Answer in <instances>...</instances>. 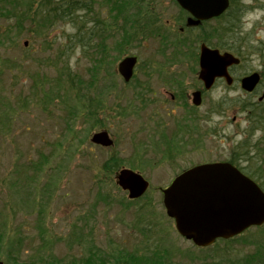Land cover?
I'll list each match as a JSON object with an SVG mask.
<instances>
[{
	"label": "rangeland",
	"instance_id": "rangeland-1",
	"mask_svg": "<svg viewBox=\"0 0 264 264\" xmlns=\"http://www.w3.org/2000/svg\"><path fill=\"white\" fill-rule=\"evenodd\" d=\"M232 1L230 15L221 22L211 19L205 27L217 33L213 41L229 39L236 45L246 40L250 46L231 70L234 83L217 80L203 92L199 106L191 103L192 91L202 89L198 60L187 57L186 44L192 42L191 49L198 53L201 41H195L205 27L186 28L175 0H150L137 25L144 31L123 40L120 54L112 46L121 38L124 21L121 16L114 20L108 6L101 8L97 2L88 16L77 12V18L55 19L42 32L26 26L30 29L16 39L12 34L15 43L0 54V107L14 110L12 117L8 111L0 117L3 264H81L88 253L100 255L104 264H118L133 252L153 255L154 264H230L254 249L241 237L196 247L178 234L162 202V189L178 172L239 155V144H246L247 152L236 162L264 189V138L256 148L253 145L264 135V126L255 128L247 117L250 103L258 101L264 87V0ZM232 16H238V28L231 38L222 36L223 20ZM103 21L112 25L109 33L104 24L107 39L100 42L94 36L86 49L89 28ZM5 24L0 19V25ZM100 43L106 47L92 49L91 44ZM95 53L106 54L97 71V61L91 59ZM131 54L138 63L126 82L117 64ZM252 71L262 74L258 95L239 84V78ZM76 75L83 83L96 77L91 92L107 85L104 112H99V123L94 122L98 126L81 120L69 86L68 76L77 80ZM254 109H264V101ZM100 129L114 140L112 147L90 141L92 132ZM168 145L172 149L166 154ZM113 154L120 157L121 166L139 170L148 181L140 198L129 199L114 174L102 170ZM244 236L264 238V225L248 229Z\"/></svg>",
	"mask_w": 264,
	"mask_h": 264
},
{
	"label": "water",
	"instance_id": "water-1",
	"mask_svg": "<svg viewBox=\"0 0 264 264\" xmlns=\"http://www.w3.org/2000/svg\"><path fill=\"white\" fill-rule=\"evenodd\" d=\"M176 1L190 13L187 25H197L218 16L229 5V0ZM136 61L135 56H126L118 63V71L125 81L131 78ZM238 62L239 58L231 52H221L201 43L198 78L203 88L209 89L216 78L232 83L228 67ZM258 81L259 74L253 72L241 79V87L251 91ZM263 97L264 90L259 98ZM192 103H201L200 90L192 92ZM90 140L102 146L113 144L106 130L94 132ZM115 178L116 183L128 191L130 199L141 196L148 186L139 172L126 167L119 169ZM162 193L166 213L174 219L178 233L198 246H208L219 237L230 238L252 225L264 223V191L227 161L194 165L176 175ZM0 264H3L1 260Z\"/></svg>",
	"mask_w": 264,
	"mask_h": 264
},
{
	"label": "trees",
	"instance_id": "trees-1",
	"mask_svg": "<svg viewBox=\"0 0 264 264\" xmlns=\"http://www.w3.org/2000/svg\"><path fill=\"white\" fill-rule=\"evenodd\" d=\"M92 2V4L90 3ZM150 0H0V19L6 21L5 26L0 25V54L4 55V52L9 51V46L15 43L14 38L16 39V36L19 35L23 29H30L27 28L26 26H31L34 27V29H30L31 31H36V32H42L48 28H50L53 24L55 19L56 20H62V19H74L77 18V12H81V16H88V11H90L91 5H93L95 2L99 3L101 8H106L108 6L109 11L111 12L110 15L111 17L115 18L116 17H122L124 21V25L121 27L123 28V32L120 35L121 38H117V40L113 41L114 45L112 48L117 49V54H120L122 51V44L123 40L127 42L129 37L139 34V32L144 31L143 27L138 28V20L141 19L143 15V8L146 7L148 8V3ZM37 2V5L35 3ZM233 8V1L230 0L229 7L225 13L220 15L219 17L215 18L214 21L221 22V20L230 15L228 14ZM132 9L135 11L134 13L132 12ZM99 10V8H98ZM182 13V18L186 14V11L183 9H180ZM117 14V16H116ZM238 15V14H237ZM238 16L234 17L232 16L231 18L228 17L225 20H223L222 23V36L225 34L232 37L231 35H234L235 29L238 25ZM206 21H204L200 27L203 28L206 25ZM104 24H107L105 21H103L102 24L98 23V27L96 26H91L89 28V36L87 38V41L85 43V48L91 47L89 46V43L92 41L93 37H97L100 42L102 40L107 39V34H105V29L106 26ZM147 24L145 26L147 27ZM108 25V24H107ZM115 25V24H113ZM112 25L107 26V31L110 33V29ZM212 28L211 30H213ZM12 34L15 35V37H12ZM215 31H209L206 29H202L200 35L198 34V37L195 42H198L199 40L202 42H206L207 44L213 46V47H218L220 49L224 50H231L235 54H237L240 59H243L244 53H247V49L249 48V44L246 43V40H240V44H231L228 41H225L224 43H221L220 41H213V37L216 36ZM111 36V35H110ZM121 40V41H120ZM223 40V39H221ZM191 43H187V47L190 50L187 53V57L194 58V60H198V53L194 52V50L191 49ZM185 44V43H184ZM241 44H244L242 46ZM93 45L92 49H97L100 48L104 49L106 47V43H100L99 46ZM104 45V46H103ZM87 46V47H86ZM97 53V51H95ZM101 53V51H98ZM96 53L94 55H96ZM106 54L102 55H96L94 58H91L95 61H97L96 65L93 67L97 71V66H99L100 63H102L105 59ZM14 62V65L16 66V62ZM6 65V63H2ZM239 66V65H237ZM237 66H233L230 69H235ZM68 68L64 69L67 70ZM70 75V73H69ZM77 76V75H76ZM91 76V75H90ZM93 77H89L87 82H84L79 79L74 80L73 76H68L69 81L71 82L70 89L71 92L74 91V96L77 98V102L79 103V108H80V117L81 120L86 122L87 124L89 123L90 127H94L97 124L94 122L98 120L99 117V112L102 113L104 112V104L107 100V85L104 84V89H99L97 92H91V88L95 85L96 82V74L95 76L92 75ZM92 81V84H90ZM77 82V83H74ZM58 86H63L61 82ZM57 87L56 85H54ZM61 88V87H59ZM4 99L9 101L8 97H4ZM262 101H256L254 104L250 103V112L248 114V118H252V121L254 123L255 128H260L264 126V109H261L260 111H256L254 108L256 105L262 104ZM11 107V106H10ZM8 114L13 115L14 110L13 107L10 109L4 110L3 107H0V117L3 118L5 117L4 115ZM3 112V114H2ZM75 113V112H72ZM71 114V113H70ZM71 116V115H70ZM77 117V116H74ZM99 123V120L96 122ZM98 126V125H97ZM253 126V127H254ZM71 129V127H70ZM262 138H264V135L260 136L257 138V140L253 143L254 147L258 145L259 141L262 142ZM239 148L241 149V152L239 155H234L228 159L231 163L235 164L238 166L242 171H244L246 174L252 177V175L245 170V167L240 166V163L236 162V158L238 156L245 155L247 152V146L239 144ZM256 148V147H255ZM172 149L171 145H168L165 148V153L168 154L170 153V150ZM237 151H233V154H237ZM245 160V159H244ZM246 160H250L247 158ZM122 165V160L117 154H113L107 158L103 162L102 165V170L107 174L111 175L112 173L114 174L119 167ZM260 168L259 166H257ZM253 178V177H252ZM254 180L258 182V180L254 177ZM260 184V182H258ZM260 186L263 188V186L260 184ZM261 226H256V228H261ZM144 237L145 234H143ZM243 238L245 242H248L250 244H254V249L248 253L247 255L243 256L239 260L235 262H230V264H264V238L263 237H253L254 239H249L245 238L244 233L240 234L238 236H235L233 238L229 239H218L214 242V244L211 246L213 247L216 242H225V243H232L233 241H236L238 238ZM247 237V236H246ZM249 239V240H248ZM200 249H204L199 247ZM207 248V247H206ZM129 258L126 259L124 258L123 263L124 264H131V261L134 262V264H154V257L153 255L149 254H142V255H137L136 252H133L128 255ZM71 262H73L71 260ZM160 263V261H158ZM62 264V263H60ZM63 264H67V262H64ZM81 264H104V260L101 258L100 255H94L93 253H88L81 261ZM214 264V263H213ZM215 264H223L222 262H217Z\"/></svg>",
	"mask_w": 264,
	"mask_h": 264
},
{
	"label": "flooded vegetation",
	"instance_id": "flooded-vegetation-1",
	"mask_svg": "<svg viewBox=\"0 0 264 264\" xmlns=\"http://www.w3.org/2000/svg\"><path fill=\"white\" fill-rule=\"evenodd\" d=\"M249 73H250V72H249ZM241 77H242V76H241ZM241 77H240V78H241ZM261 80H262V74L259 73V81H258L256 87H255L252 91H248L249 94L258 95V93H259V88L261 87V86H260V82H261ZM263 88H264V87H263ZM261 90H262V89H261ZM260 93H261V91H260ZM259 96H260V94L258 95L257 100H258V101H262L263 99H260Z\"/></svg>",
	"mask_w": 264,
	"mask_h": 264
}]
</instances>
